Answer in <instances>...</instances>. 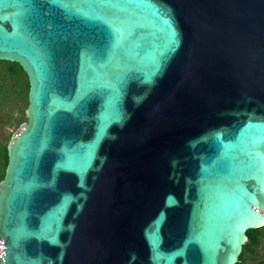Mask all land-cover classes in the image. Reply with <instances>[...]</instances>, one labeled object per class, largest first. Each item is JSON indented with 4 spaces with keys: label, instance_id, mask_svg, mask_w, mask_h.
Masks as SVG:
<instances>
[{
    "label": "water",
    "instance_id": "water-1",
    "mask_svg": "<svg viewBox=\"0 0 264 264\" xmlns=\"http://www.w3.org/2000/svg\"><path fill=\"white\" fill-rule=\"evenodd\" d=\"M27 75L0 264H235L264 225V0H0Z\"/></svg>",
    "mask_w": 264,
    "mask_h": 264
},
{
    "label": "trees",
    "instance_id": "trees-1",
    "mask_svg": "<svg viewBox=\"0 0 264 264\" xmlns=\"http://www.w3.org/2000/svg\"><path fill=\"white\" fill-rule=\"evenodd\" d=\"M8 86L16 97L27 101L29 84L26 73L18 63L0 60V102L6 98L7 93L3 89ZM6 163L7 143L0 142V180L4 176ZM246 236L247 240L242 245L235 264H245L248 260H253L256 264H264V225L248 229Z\"/></svg>",
    "mask_w": 264,
    "mask_h": 264
},
{
    "label": "rangeland",
    "instance_id": "rangeland-1",
    "mask_svg": "<svg viewBox=\"0 0 264 264\" xmlns=\"http://www.w3.org/2000/svg\"><path fill=\"white\" fill-rule=\"evenodd\" d=\"M3 91L7 93V96L0 102V142L8 143L18 126L26 121L27 101L16 97L10 86L4 88ZM245 264H256V262L248 260Z\"/></svg>",
    "mask_w": 264,
    "mask_h": 264
}]
</instances>
